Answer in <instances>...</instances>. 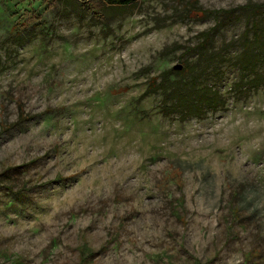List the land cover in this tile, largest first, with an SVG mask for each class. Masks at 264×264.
I'll return each instance as SVG.
<instances>
[{
    "label": "rangeland",
    "instance_id": "rangeland-1",
    "mask_svg": "<svg viewBox=\"0 0 264 264\" xmlns=\"http://www.w3.org/2000/svg\"><path fill=\"white\" fill-rule=\"evenodd\" d=\"M72 1L0 0V264H264V0ZM216 23L224 104L168 107Z\"/></svg>",
    "mask_w": 264,
    "mask_h": 264
},
{
    "label": "trees",
    "instance_id": "trees-1",
    "mask_svg": "<svg viewBox=\"0 0 264 264\" xmlns=\"http://www.w3.org/2000/svg\"><path fill=\"white\" fill-rule=\"evenodd\" d=\"M136 1L137 0H88L87 5H85L84 2L82 4L78 0H75V2L73 3L72 1L71 4L72 6L75 4V7L76 5L80 7L84 6L83 10L91 11L94 15L100 13L102 16L108 18L110 15L109 12L114 8L126 7L132 5ZM244 10L248 13L245 14L242 12ZM221 11L223 12V19L229 20L237 18V16L234 15V12H232L233 10L223 9ZM242 11L238 17L243 18L245 16H252L251 28H253L254 31L250 38L245 34V41L241 45L239 52L235 54V60L239 61L243 59V57L248 56L250 65L242 67V70H240L246 71L248 68H251L253 75L252 78L255 80L259 77V75L256 76V66L258 62L264 66V28H260L258 20L254 19L260 13H263L264 15V2L260 4H247L243 6ZM219 22L221 21L219 20L218 23ZM218 23L212 28L199 33L201 39L196 45L189 49V54H192L191 56L194 57V61L191 62L186 60V63L189 62L185 66L183 65L179 69L174 68V70L169 71L179 75L186 72L189 78L179 81L169 90L168 94L170 95L169 97H166L165 100L168 107L171 106L172 109H177L181 113L198 114L200 111L216 109L224 104V99L221 94H219L218 90L212 89L206 84V82H199L201 77L209 76L212 73V69L219 70V65L229 60V57L227 56L230 54V51L222 48H215L213 46V35H211L210 30H215ZM168 88L169 87L167 86L165 87V89ZM23 119L25 118H23V113L21 112L20 117L15 123L10 124V126L21 122ZM2 128H8V126L2 125Z\"/></svg>",
    "mask_w": 264,
    "mask_h": 264
},
{
    "label": "water",
    "instance_id": "water-1",
    "mask_svg": "<svg viewBox=\"0 0 264 264\" xmlns=\"http://www.w3.org/2000/svg\"><path fill=\"white\" fill-rule=\"evenodd\" d=\"M181 66H182L181 64H177V65L174 66V68L175 69H179V68H181Z\"/></svg>",
    "mask_w": 264,
    "mask_h": 264
}]
</instances>
